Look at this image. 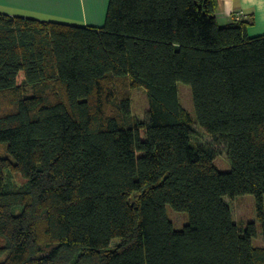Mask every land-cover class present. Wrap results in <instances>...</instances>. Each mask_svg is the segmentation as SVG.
Listing matches in <instances>:
<instances>
[{
    "label": "trees",
    "instance_id": "trees-1",
    "mask_svg": "<svg viewBox=\"0 0 264 264\" xmlns=\"http://www.w3.org/2000/svg\"><path fill=\"white\" fill-rule=\"evenodd\" d=\"M215 11L108 0L101 26L0 12V264H264L224 200L252 194L264 238V34Z\"/></svg>",
    "mask_w": 264,
    "mask_h": 264
},
{
    "label": "crops",
    "instance_id": "crops-1",
    "mask_svg": "<svg viewBox=\"0 0 264 264\" xmlns=\"http://www.w3.org/2000/svg\"><path fill=\"white\" fill-rule=\"evenodd\" d=\"M107 3L108 0H0V12L26 17L32 15L39 20L79 21L83 25L101 26ZM215 15L221 26L236 16L249 21L246 26L249 36L264 34V0H216Z\"/></svg>",
    "mask_w": 264,
    "mask_h": 264
},
{
    "label": "rangeland",
    "instance_id": "rangeland-1",
    "mask_svg": "<svg viewBox=\"0 0 264 264\" xmlns=\"http://www.w3.org/2000/svg\"><path fill=\"white\" fill-rule=\"evenodd\" d=\"M1 10V9H0ZM1 13H6L2 11ZM8 14V13H7ZM32 16V15H29ZM28 16V17H29ZM36 17V16H35ZM32 16V18H35ZM38 18H46L44 16H37ZM79 20V19H78ZM69 22V21H68ZM74 24H82L79 21H71ZM86 24V23H85ZM178 98L184 108L190 113L193 118L192 127L197 131L201 138L207 142H213L195 121V111L192 100V92L190 85L184 82H177ZM130 111L139 119L146 117L147 110L149 108L147 93L144 87L137 86L131 89L130 95ZM3 145H0V152H4ZM216 157L214 159L215 167L221 172H227L231 169L230 162L226 154V145L222 141L215 143ZM225 202L228 204L233 221L237 227L243 230L249 222H254L256 228V236L252 239V244L255 246H264V238L261 231V224L257 218L256 201L252 194L236 195L232 198L225 196ZM264 207V198H263ZM165 213L167 218L172 222L175 229H180L188 221V214L183 211L174 210L169 204L165 205Z\"/></svg>",
    "mask_w": 264,
    "mask_h": 264
}]
</instances>
